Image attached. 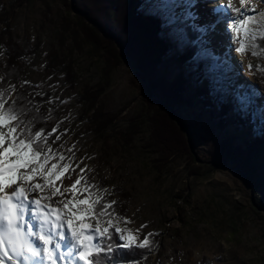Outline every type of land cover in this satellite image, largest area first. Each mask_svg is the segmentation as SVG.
<instances>
[{
    "label": "rangeland",
    "instance_id": "rangeland-1",
    "mask_svg": "<svg viewBox=\"0 0 264 264\" xmlns=\"http://www.w3.org/2000/svg\"><path fill=\"white\" fill-rule=\"evenodd\" d=\"M66 1L70 13L64 0H0V77L27 91L25 95L33 92V104L39 105L36 127H56L50 140L60 136L53 150L73 157V166L85 169V179L111 193L107 199L117 202L116 213L131 221L128 228L139 229L141 239L158 233L151 237L156 251L146 254L142 264H181L189 254H196L195 264H264V179L261 186L249 185L235 167L215 165L201 141L230 136L244 145L255 137L264 139V75L248 67L264 66V52H229L219 35L210 45L190 43L187 25L169 22L164 13L149 14L159 0H142L140 11L161 22L160 35L169 44L154 78L171 81L182 73L191 104L189 109L175 107L174 113L178 122L191 124L186 142L195 160L174 151L159 157L146 146V125L130 143L122 138L129 140L127 127L135 116L147 114L146 93L135 76L137 62L127 58L119 65L111 59L106 63L82 35H72V15L78 11L75 0L73 8ZM206 3L198 0L196 8L201 24L211 18L209 9L203 16ZM245 3L264 10L256 0ZM110 37L117 41L116 35ZM193 46L191 59H181ZM20 80L39 87L20 88ZM201 88L207 100L197 95ZM86 93L95 96V108L110 115L113 129L90 123L94 111H87L91 101H83ZM220 106L228 108L224 128ZM100 118L92 122L100 124Z\"/></svg>",
    "mask_w": 264,
    "mask_h": 264
},
{
    "label": "snow or ice",
    "instance_id": "snow-or-ice-1",
    "mask_svg": "<svg viewBox=\"0 0 264 264\" xmlns=\"http://www.w3.org/2000/svg\"><path fill=\"white\" fill-rule=\"evenodd\" d=\"M245 2L236 7L233 0H209L211 18L203 24L198 0H159L149 14L179 20L201 46L219 35L229 52L251 49L256 56L257 49L264 52V10L246 8ZM248 67L264 75V66ZM0 81L7 85L0 84V264H142L156 251L151 237L158 233L141 239L139 229L128 228L131 221L107 199L111 193L85 179V169L73 166V157L53 150L60 136L50 137L57 128L36 127L39 105L33 104V92L25 95L16 84ZM26 84L39 87L19 81L20 88Z\"/></svg>",
    "mask_w": 264,
    "mask_h": 264
},
{
    "label": "trees",
    "instance_id": "trees-1",
    "mask_svg": "<svg viewBox=\"0 0 264 264\" xmlns=\"http://www.w3.org/2000/svg\"><path fill=\"white\" fill-rule=\"evenodd\" d=\"M75 3L78 12L72 15L74 21L72 35L75 37L82 35L96 53L103 54L102 57L105 58L106 63H109L110 59L115 65H119L127 58L131 59V62L135 60L138 69L135 75L143 83L140 84V89H145L148 95L152 93L153 96L157 97V100H145L146 115L135 116L130 121L126 133L129 140L127 141L122 135L125 143L134 140L139 134L140 126L146 125L150 134L147 142L145 141L146 146L153 149L159 157L167 155V151H174L179 155L186 153L190 160H195L196 153L188 150L186 142V131L191 130V124L184 123L180 119L178 122L177 115L174 113L175 107L188 109L191 107L190 101L185 97L188 81L182 73L171 81L154 78L157 67L169 51V44L160 35L161 22L157 18L145 15L140 11L142 0H75ZM64 4L70 13V7L66 0H64ZM61 27L62 30H67V26L61 25ZM112 35H116L117 41L110 37ZM186 37L191 43L195 40V33L187 29ZM73 39L75 40V38ZM195 50L196 46H193L186 51L181 59H191ZM199 68L201 69V66ZM13 69L11 68V71ZM12 79L11 77L8 80ZM26 92L24 91V94ZM196 93L207 100V91L204 88L197 89ZM88 96L86 93L83 101H91L87 108V111H94L90 123L95 127L99 125L97 128L100 130L113 129L110 115L105 114L101 108L94 107L93 99L96 98L93 94ZM208 103L203 102L205 106ZM227 112V107L220 106V115L223 117L220 121L222 128L226 126ZM97 115L101 117L100 124L92 122ZM175 120L178 123H175ZM262 129L264 128L262 127ZM201 139L207 145L206 153L209 154L215 165L235 167L242 173L246 183L262 185L264 170H260L261 166L258 161H261V156L264 157L263 138L255 137L253 140H246L244 145H240L236 142L237 138L230 136L219 141Z\"/></svg>",
    "mask_w": 264,
    "mask_h": 264
},
{
    "label": "bare ground",
    "instance_id": "bare-ground-1",
    "mask_svg": "<svg viewBox=\"0 0 264 264\" xmlns=\"http://www.w3.org/2000/svg\"><path fill=\"white\" fill-rule=\"evenodd\" d=\"M247 1V0H246ZM249 1V0H248ZM222 2L223 3H227V0H222ZM251 2H253V0H251ZM201 3V2H200ZM233 4L236 6V7H239L240 5H239V0H233ZM246 4V3H245ZM204 7H206V10L204 9L203 10V16L204 17H207V15H206V13H209V10H210V7H209V3L207 4H205L204 5ZM209 7V8H208ZM246 8H248L247 6H245ZM209 9V10H208ZM261 10V9H260ZM249 15H253V13H249ZM204 19H206V18H204ZM221 39V38H220ZM222 42H223V44H225L224 43V41H223V39H222ZM237 118V117H236ZM233 139V138H232ZM255 142V141H254ZM37 179H39V178H37ZM65 183H67V181L65 182ZM197 256H196V254H189L188 256H187V258H186V260L184 261V262H182L181 264H195L196 262H197Z\"/></svg>",
    "mask_w": 264,
    "mask_h": 264
},
{
    "label": "water",
    "instance_id": "water-1",
    "mask_svg": "<svg viewBox=\"0 0 264 264\" xmlns=\"http://www.w3.org/2000/svg\"><path fill=\"white\" fill-rule=\"evenodd\" d=\"M73 1L74 0H71L70 1V4H71V7H72V4H73ZM73 8V7H72ZM74 12H75V10L74 9H72ZM98 27L100 28V26L98 25ZM124 62V61H123ZM136 72V71H135ZM136 76V75H135ZM139 80V83L140 84H143V83H141L142 81L140 80V79H138ZM145 84V83H144ZM144 87H145V85H144ZM146 88V87H145ZM143 91L146 93V98H145V100H147V101H151V100H157L156 98L157 97H155V96H153V94L152 93H150L149 95L147 94V92L145 91V89H143Z\"/></svg>",
    "mask_w": 264,
    "mask_h": 264
}]
</instances>
